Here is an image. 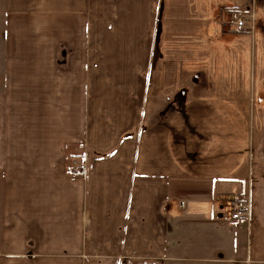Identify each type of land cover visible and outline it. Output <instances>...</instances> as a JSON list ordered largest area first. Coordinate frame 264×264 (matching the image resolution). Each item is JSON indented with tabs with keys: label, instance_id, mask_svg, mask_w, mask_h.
I'll return each instance as SVG.
<instances>
[{
	"label": "crops",
	"instance_id": "obj_1",
	"mask_svg": "<svg viewBox=\"0 0 264 264\" xmlns=\"http://www.w3.org/2000/svg\"><path fill=\"white\" fill-rule=\"evenodd\" d=\"M0 4V264H264V0Z\"/></svg>",
	"mask_w": 264,
	"mask_h": 264
},
{
	"label": "rangeland",
	"instance_id": "obj_2",
	"mask_svg": "<svg viewBox=\"0 0 264 264\" xmlns=\"http://www.w3.org/2000/svg\"><path fill=\"white\" fill-rule=\"evenodd\" d=\"M1 4H0V52H2V44H3V41L5 42V47H6V41H7V36L8 35H13L12 32H10V34L8 33V30H7V21H6V12H4L3 9H1ZM229 11H225L223 12L222 16H220V20L219 21H224L226 22V20L230 17V15L228 14ZM242 13H236L234 14L236 17H238L239 15H241ZM139 19H140V16H139ZM252 19V17H251ZM99 21H104V23L107 25L109 22H111V19L110 17L104 15L102 18H98ZM129 20V18H128ZM253 21V19H252ZM249 27L248 28H245L246 30H253V23L252 24H248ZM216 27H218V24L216 25ZM127 28H129L127 31H125ZM126 29H119V27L114 28V29H106L105 27L104 28H100L99 29V35L98 36H103L102 38V41L104 42L102 45H99L97 50L100 49V47H102L103 49V53L104 52H107L108 53V56L109 58H104L102 61H100V59H97L95 60L96 63H99L101 62L102 63V66L105 68V73L108 75L107 76V83L110 82L111 84H115L113 86V88L117 89V91L121 90L122 88L120 86H117L118 84H122L123 81H118V79H120L121 77L123 78L124 76H127L128 79L130 78V74L129 73H126V74H123V75H120L121 73H124L123 71V68H124V64L122 62H117L116 63V59H115V53L114 52H118L119 49H120V44L117 43V42H114L113 40L110 42V43H107L109 40H107V42H105V39H106V36H110L112 34H114V39L117 40L116 38V35H122L125 37H127V33H128V36L131 37L132 34H129V31L131 30L130 27H127ZM238 28V27H237ZM218 30L216 31L215 29H213V34H218V33H223L222 31L223 30H231V28H229V26L227 27H224L223 30L217 28ZM150 33L149 35L151 36L153 34V29H149ZM147 32L148 30L147 29H135L134 31V36L136 37V39L138 38H141V37H145L147 35ZM252 32V31H251ZM26 34L28 33V31L25 32ZM94 35V33H93ZM51 36V33L48 35V37ZM54 40H57L54 39ZM125 46V45H123ZM137 53V52H136ZM114 55V56H113ZM107 56V57H108ZM141 69V68H140ZM2 76V75H1ZM1 76H0V88L2 87V79H1ZM144 81V78L142 77H136V80L135 82L137 83H141ZM128 82H130L128 80ZM126 83V82H125ZM117 84V85H116ZM115 89L113 90V92L110 94V98L113 99L114 96H115ZM11 105H13V102H12V99H11ZM9 104H5V108H6V115L8 113H10V110L7 108ZM12 107V106H11ZM12 112L15 113L14 109H12ZM176 112V111H175ZM177 113V112H176ZM11 114V113H10ZM8 118V120L10 121V117L11 116H6ZM1 137L4 136V134L0 133ZM0 180H1V176H0ZM231 195V194H230ZM230 195H228V197H224L221 199V202L223 203L221 205V210H223L224 212H226L228 214V217L231 219V220H234V221H237L235 218H233V213L229 210V208H227V205L228 203L230 202H234L233 199H230ZM237 196V194H236ZM250 199H251V196H250ZM241 202V201H240ZM249 209H250V216H248L247 218L245 219H251V200H249ZM242 220V219H240Z\"/></svg>",
	"mask_w": 264,
	"mask_h": 264
},
{
	"label": "built area",
	"instance_id": "obj_3",
	"mask_svg": "<svg viewBox=\"0 0 264 264\" xmlns=\"http://www.w3.org/2000/svg\"><path fill=\"white\" fill-rule=\"evenodd\" d=\"M234 14L235 13H230V17L226 20V22L219 21L218 27H216L215 30H218L217 28L223 30V28L227 26L231 29H245L249 27L246 20L248 18L246 14H241L238 17ZM227 208H229V210L233 213V218L236 220L245 219L250 216L249 204L245 205L243 201L240 203L235 201L231 203L229 202Z\"/></svg>",
	"mask_w": 264,
	"mask_h": 264
},
{
	"label": "bare ground",
	"instance_id": "obj_4",
	"mask_svg": "<svg viewBox=\"0 0 264 264\" xmlns=\"http://www.w3.org/2000/svg\"><path fill=\"white\" fill-rule=\"evenodd\" d=\"M236 194H237V196H236ZM236 194L233 195L232 197H230V199H233L235 202H239V203H240V201H243L245 205L249 204L248 195L244 194L243 192L242 193H236Z\"/></svg>",
	"mask_w": 264,
	"mask_h": 264
},
{
	"label": "trees",
	"instance_id": "obj_5",
	"mask_svg": "<svg viewBox=\"0 0 264 264\" xmlns=\"http://www.w3.org/2000/svg\"><path fill=\"white\" fill-rule=\"evenodd\" d=\"M230 13V12H229ZM247 21H248V19H246ZM233 29H235V28H233ZM233 29H231V30H233ZM240 30H244V29H240Z\"/></svg>",
	"mask_w": 264,
	"mask_h": 264
}]
</instances>
